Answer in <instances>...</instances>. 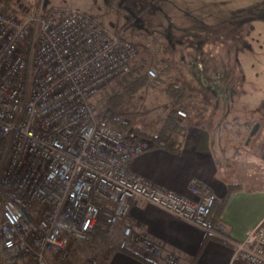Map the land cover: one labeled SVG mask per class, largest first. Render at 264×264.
<instances>
[{
	"label": "built area",
	"instance_id": "1",
	"mask_svg": "<svg viewBox=\"0 0 264 264\" xmlns=\"http://www.w3.org/2000/svg\"><path fill=\"white\" fill-rule=\"evenodd\" d=\"M139 56L134 42L78 8L29 18L0 10V264H65L73 245L89 240L179 264L152 234L134 230L137 202L214 234L248 264H264V228L232 239L211 217L217 197L204 181L191 179V198L130 170L152 140L113 125L95 97ZM143 73L156 77L151 66ZM176 113L188 116L183 107Z\"/></svg>",
	"mask_w": 264,
	"mask_h": 264
},
{
	"label": "crops",
	"instance_id": "2",
	"mask_svg": "<svg viewBox=\"0 0 264 264\" xmlns=\"http://www.w3.org/2000/svg\"><path fill=\"white\" fill-rule=\"evenodd\" d=\"M253 1L250 7L255 11L250 14L241 6L230 15L225 9L215 14L226 16L216 23L206 21L207 27H214L206 30V122L216 120L214 107L225 106L224 111L231 112L234 106L231 117L225 113L217 121L251 122L254 126L233 133L209 130L207 124L202 130L190 127L178 152L151 147L130 162L132 172L191 198H196L189 191L191 179L204 181L217 197L211 217L224 222L234 240H242L249 229L264 228V46L258 49L264 43V34H259L264 27V0ZM251 15L257 18L248 21L246 17ZM228 26L234 29L233 35L222 31ZM244 26L249 32L244 33ZM249 112L255 113L251 119L245 118ZM163 121L153 131L138 129L139 134H156ZM129 222L135 231L149 232L158 239L165 253H177L179 264H248L234 257L232 246L214 234L155 204L135 203ZM99 264L164 262L163 257L149 256L139 247L119 250L110 246Z\"/></svg>",
	"mask_w": 264,
	"mask_h": 264
},
{
	"label": "rangeland",
	"instance_id": "3",
	"mask_svg": "<svg viewBox=\"0 0 264 264\" xmlns=\"http://www.w3.org/2000/svg\"><path fill=\"white\" fill-rule=\"evenodd\" d=\"M253 2V0H0V10L15 14L19 18H29L40 10L44 13L52 8H78L91 15L108 30L118 32L134 42L147 59L145 68L151 66L157 71L166 65L171 66L172 73L169 72V77L164 74L165 81L162 85L150 80L149 85L122 108L110 111L111 119H119L118 126L123 128L124 123L128 125V129L143 128L153 131L171 110L176 111L177 108L183 107L188 116L181 119L188 128L201 127L198 130H202L207 124L209 130L233 133L249 131L254 126L251 122L217 121V117L225 113L231 117L235 110L234 106L231 112L224 111L225 106L214 107L213 114L216 120L212 123L206 122V30L214 29L207 27L206 21L216 23L226 16L220 18L215 14H222L225 9L226 14L230 15L235 7L241 6L243 12L250 14L255 11L250 7ZM246 18L251 21L257 17L251 15ZM262 29L259 34H264V27ZM243 30L244 33L249 32V27L244 26ZM222 31L234 34V29L230 26L223 28ZM210 44L214 45L215 42ZM259 45L258 49L264 46V43L260 42ZM118 81L119 78L109 82L95 97L99 111L107 108L105 106L107 95L114 89L118 91ZM167 82L185 86L191 98H186L181 105L173 98L171 101L166 92ZM254 116L255 113L249 112L245 118L251 119ZM107 248L108 244L98 245L93 240L75 243L71 257L65 264H90L93 258H96V264H99ZM20 262H23V259Z\"/></svg>",
	"mask_w": 264,
	"mask_h": 264
},
{
	"label": "trees",
	"instance_id": "4",
	"mask_svg": "<svg viewBox=\"0 0 264 264\" xmlns=\"http://www.w3.org/2000/svg\"><path fill=\"white\" fill-rule=\"evenodd\" d=\"M146 60L145 55L140 54L138 60L131 66L129 72L119 78L117 84L118 91L114 89L112 93L107 95L105 106L110 111L122 108L129 100L133 99L141 90H143V88L149 85L150 80H152L153 83L162 85L165 81L163 79L164 74L166 73V76H168L169 72L172 73V67L166 65L162 69H158L156 71V77L150 79L143 73L146 66ZM168 77L166 78L167 80L169 79ZM166 92L171 98L175 99L178 105L184 104V100L186 98H191L186 87L180 83L167 82ZM110 122L113 125H120L118 118H110ZM122 126L123 129H128L127 124L123 123ZM187 130V125L181 118L178 117L176 111L171 110L164 119L158 132L146 137L152 140V147H164L170 151L178 152L181 148L182 139ZM136 131L139 133L138 130Z\"/></svg>",
	"mask_w": 264,
	"mask_h": 264
}]
</instances>
